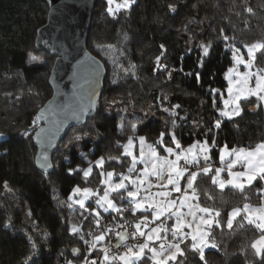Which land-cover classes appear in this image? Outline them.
<instances>
[{"label": "trees", "instance_id": "obj_1", "mask_svg": "<svg viewBox=\"0 0 264 264\" xmlns=\"http://www.w3.org/2000/svg\"><path fill=\"white\" fill-rule=\"evenodd\" d=\"M246 2L255 14L244 10L245 0H136L129 11L121 10L111 16L106 12V0H98L87 48L105 64L104 91L96 114L84 126L72 128L60 143L52 158L54 170L46 175L35 165L37 149L32 136L38 127L34 122L39 110L52 97L49 76L55 58L35 47L37 30L46 23L51 3L47 0H0V133H4L0 140V264H24L32 253H35V264H68V261L82 264L85 243L80 236L91 240L89 232L99 233L94 214L84 212L69 199L74 187H89L102 195V171L126 174L130 158L122 156V152L129 137L143 136L160 148L156 141L163 131L165 145L173 146L167 135L172 119L176 120L173 130L183 146L204 139V131L213 127L214 119L219 117L212 106L210 88L223 92V98L220 93L215 94L216 107L222 108L228 87L226 73L234 65L231 51L226 50L225 45L235 43L245 51L244 44L264 41V0ZM169 5H175L177 11L171 12ZM221 29L224 35L235 37V40L218 38ZM201 41H212L203 68L197 66L202 55L197 45ZM161 44L167 49L166 60L161 62L168 64L169 69L154 72ZM104 49L111 50L114 61L104 55ZM33 56L38 59L32 60ZM256 56V67L264 68V55L257 52ZM133 65L136 76L122 70ZM189 72L192 75H186ZM177 104L181 107L175 109L176 117L163 110H172ZM256 104L255 98L242 100L240 116L231 120L224 118L219 129L208 133L209 143L215 136L218 146L210 154L214 166L225 144L230 149L251 148L264 141L263 107H257L256 113L249 110ZM149 107L151 111L144 115ZM136 115L144 120L133 131L131 125ZM75 136L82 138L77 141ZM83 154H87L86 158ZM107 156L121 159H106L103 169L93 163L92 174L87 180L82 172L69 174V168H87L89 161ZM210 175L202 174L197 178L199 203L201 206L214 204L221 212L223 227L213 228L219 247L205 251L207 264H259L250 247L259 237V231L247 223L241 228L237 222L228 229L226 220L234 207L260 203L255 189L264 187V181L258 179L246 188L248 199L245 200L244 194L232 186L221 190L213 185ZM208 196L212 199H207ZM96 199L91 197L86 207L97 208ZM112 199L119 206L128 205V200H120L116 193L112 194ZM69 203L71 208L67 206ZM82 212L88 219L81 216ZM141 216L142 213L131 210L122 216L114 211H100L105 223L120 221L134 226ZM240 219L242 217L237 221ZM72 224L79 225L81 232L72 234ZM191 243L189 238L181 245L185 255L178 257L177 264L179 261L204 264L198 253L187 247ZM102 244L105 245V241ZM75 248L81 250L79 258L72 255ZM98 257H102L99 249L93 251L89 259ZM141 264H150V261L145 257Z\"/></svg>", "mask_w": 264, "mask_h": 264}, {"label": "snow or ice", "instance_id": "obj_2", "mask_svg": "<svg viewBox=\"0 0 264 264\" xmlns=\"http://www.w3.org/2000/svg\"><path fill=\"white\" fill-rule=\"evenodd\" d=\"M136 0H106L107 8L106 12L111 16H116L121 10L129 11ZM170 11L175 13L177 8L175 5L168 6ZM195 7V5H193ZM264 7V5H262ZM244 10L249 14H255L251 6H248L246 0ZM192 23V21H189ZM187 30V25L185 26ZM218 38H222L223 41H234L235 37H229L224 35L223 29H221V35ZM125 39L127 37L125 36ZM197 47L201 50L202 55L198 58L197 66L203 68L204 59L208 57L210 50L212 49V41L207 43L201 41ZM226 50H230L232 59L235 62L233 67H230L226 73V79L228 81L227 98L222 99L223 107H216L215 94L220 93L223 98V92L219 89H212L210 91L213 96V107L219 113V117L214 119L213 127L207 128L203 135V140H196L193 144L184 148L180 140L177 138L176 132L173 130L176 126V120L170 121V127L167 135L170 137V142L175 147L165 145V132H160L159 138L156 141L159 145H165L163 150L168 154L167 156H160L156 147L153 145H147V151H145L146 139L145 137H139V154L137 155L133 149L135 144L132 137L128 138L127 144L123 146L122 156L130 157V165L127 168V174L116 173L115 171H109L107 173L101 172V176L106 178L101 181L106 187L103 194L93 191L89 187L81 188L79 185L75 186L69 199L73 200L75 204L79 205L84 212L94 214V223L99 234L89 232L92 237L91 240L85 239L83 235L80 236L81 240H84L86 245H89L87 254L84 255L82 264H141L142 261H150V264H177L178 257L185 255V248H182V244H186V241L190 238L192 243L187 245L193 252L198 253L201 261L207 264L205 260L206 248H218L214 236L213 228H222L221 224V212L213 204L211 206H201L199 203V192L196 186L197 178L200 175H210V180L213 185L218 186L223 190L226 186L231 185L233 188L238 189L244 194V199L247 200L248 196L245 193L246 188H250L254 182L258 179L264 181V141L251 148H229L225 144L219 150V160L224 165L223 167H217L213 169L211 160L212 149L218 147L216 144L215 136L212 137L211 143H209L208 133H212L213 129H219L223 123V119L229 120L234 117L240 116L243 112L241 107V100H249L255 97L257 104L256 107L264 106V68L256 67L257 52L264 55V41H257L252 44H244L247 50L248 59L245 60L244 54L241 49L236 47L235 43H227L225 45ZM161 52L155 57V71L168 70L169 66L166 63H162V60H166L167 49L163 44L160 45ZM191 52V48L188 49ZM32 60H37L38 57H31ZM239 65H244L247 69L246 72L239 71ZM122 67V66H121ZM255 68V70H253ZM135 66H131L128 69H122L125 74L131 72L133 76H136L134 71ZM180 71H183L181 68ZM169 78L171 77V70L168 71ZM186 75H192L191 72ZM199 72L196 73V77L199 80ZM235 77V78H234ZM139 77H137L138 79ZM253 78L254 83H253ZM167 100V95L164 96ZM163 107V105H161ZM179 104L173 105L172 110L164 108L165 112H168L171 117L178 116L175 109L180 108ZM37 119H40L38 117ZM123 119L121 117V127H123ZM143 123V121H139ZM35 123V122H34ZM133 131L136 128V124L131 125ZM4 133H0L3 136ZM82 137L75 136V140H80ZM86 158L87 154H83ZM174 156L175 159L169 157ZM67 160L68 158L65 157ZM107 160H120L121 157L107 156L100 157L97 160L89 161L87 168H69V174L75 175L77 173L83 174L85 180L92 174L93 163L96 167L103 169L104 163ZM42 167H51L48 160V156L45 153L41 154ZM201 160L204 162V166L200 167ZM181 161L184 164L181 165ZM137 164H143V168L139 170V174L133 178L131 175L137 172ZM240 165L243 170L233 171V169ZM191 166V167H190ZM227 171L229 179H223L221 173ZM186 187L181 188L180 181L185 178ZM119 176L118 182H113V177ZM165 176L167 180L165 182ZM150 177L156 178V184ZM129 185L133 187L130 189ZM155 186L158 190L152 192L151 189ZM171 186V188H169ZM7 187V185H5ZM10 191V189H9ZM144 193L143 195L141 193ZM255 192L260 197V203L257 206H253L249 203H244L242 207H234L228 214L226 220V226L228 229L233 228L234 222H237L238 226L243 228L245 223L254 226L260 233L258 239H255L251 243L250 247L254 250V255L259 257V264H264V187L256 188ZM112 193H116L120 200H128L127 206H119L116 201L111 197ZM173 193H179V196L173 197ZM97 197L95 204L97 208L86 207L85 201L91 197ZM207 199H212L208 196ZM69 208L72 204L67 205ZM99 209H103L104 212L112 210L121 216L125 211L131 210L132 212L141 211V218L135 223V231L129 233L116 232V236L119 241L124 242L129 238L137 239V237L146 238L143 243H137L132 245L125 244L126 250L123 253H112L111 245H104L99 250L102 252V257L89 259L92 251L97 250L107 238L108 234L113 231L112 227H101V218ZM186 209V211H185ZM81 213V216L86 220L88 216ZM147 213V214H145ZM151 216V220L149 219ZM238 217H242L237 221ZM115 219V217L113 218ZM174 223L169 226L167 221L173 220ZM157 221L160 223L156 227H151L150 224H155ZM124 227V225H120ZM188 229V231H185ZM72 234L81 232V227L77 224L71 226ZM163 233V235H162ZM169 234L172 239L169 240ZM156 241L160 243L157 246H153ZM118 243L116 247H120ZM79 249H73V252L79 254ZM33 255L30 254L26 257L24 264H35ZM68 264H73L72 261H68ZM179 264H183V261H179Z\"/></svg>", "mask_w": 264, "mask_h": 264}, {"label": "water", "instance_id": "obj_3", "mask_svg": "<svg viewBox=\"0 0 264 264\" xmlns=\"http://www.w3.org/2000/svg\"><path fill=\"white\" fill-rule=\"evenodd\" d=\"M47 1L51 3L47 21L37 30L35 47L55 58L49 76L52 97L39 110L40 126L32 136L37 149L35 165L46 175L53 172L52 158L68 132L84 126L96 114L107 75L103 61L87 48L98 0ZM249 110L256 113L257 107ZM42 153L48 156L51 167L41 166ZM118 243H122L119 238ZM72 255L79 258L81 250L79 254L72 250Z\"/></svg>", "mask_w": 264, "mask_h": 264}, {"label": "rangeland", "instance_id": "obj_4", "mask_svg": "<svg viewBox=\"0 0 264 264\" xmlns=\"http://www.w3.org/2000/svg\"><path fill=\"white\" fill-rule=\"evenodd\" d=\"M117 2H119V0H117ZM241 52L244 54V58H245V60H247L248 59V56H247V50L245 49V51L244 50H242L241 49ZM103 53H104V55H106V57L107 58H109L110 60L112 59V61H114V55L112 54V52H111V50H103ZM116 60V59H115ZM234 64H235V62H234ZM234 66V65H233ZM232 66V67H233ZM120 68H121V66H119ZM253 70H255V68L253 69ZM239 71L240 72H246L247 71V69L245 68V66L244 65H239ZM235 78V77H234ZM254 79L255 78H253V83H254ZM228 82V81H227ZM227 98V95H226V97L224 98V99H226ZM252 98H255V97H252ZM251 99V98H250ZM242 101V100H241ZM241 103V102H240ZM263 107V110H264V106H262ZM151 110H150V107H149V109L144 113V115H146V114H148L149 112H150ZM144 119H143V117H141V116H135L134 117V120H133V124H136V127L138 126V125H141L142 123H140L139 121H143ZM139 137H141V136H136V137H132L133 138V141H134V144H135V148L133 149V151L138 155L139 154ZM2 139V136H0V140ZM146 139V138H145ZM128 141V140H127ZM127 144V142L125 143V145ZM147 145H153V144H150L148 141H147V139H146V145H145V151H147ZM182 145V144H181ZM154 146V145H153ZM164 146L165 145H160V148H158L157 146H154V147H156V149H157V151L159 152V154H160V156H162V157H164V156H167L168 154L167 153H165V154H161L160 152H165L164 150H163V148H164ZM183 146V145H182ZM171 147H175V145L173 144V146H171ZM184 148H187L188 146H183ZM163 150V151H162ZM130 158V157H129ZM170 159H175V157L174 156H172V157H169ZM130 161H131V158H130ZM184 161H181L180 163H181V165H182V163H183ZM143 168V164H137V174L134 176V175H132L133 176V178H135L138 174H139V170L140 169H142ZM114 171V170H113ZM103 172H105V173H107V172H109V171H103ZM135 173V172H134ZM126 174H127V172H126ZM106 177L105 176H102V180L103 179H105ZM150 179L153 181V184L155 185L156 184V178L155 177H150ZM186 179H187V174L185 175V178L184 179H182L181 181H180V184H181V188L182 189H184L185 187H186ZM118 180L119 179H116V176H114L113 177V182H118ZM166 180H167V176H165V182H166ZM104 185V184H103ZM106 186L104 185V188H105ZM133 186L132 185H129V188L131 189ZM169 188H171V186H169ZM158 189L155 187V186H153V188L151 189V191L152 192H156ZM113 194V193H112ZM142 195L144 194L143 192L141 193ZM175 194H179V193H175ZM110 198H112V195H111V197ZM98 210L99 211H102L103 213H108V212H104L103 211V209H99L98 208ZM112 210H109V212H111ZM185 211H186V209H185ZM174 222V219L173 220H168L167 221V223L169 224L170 222ZM155 225V224H154ZM154 227H156V226H154ZM142 239H143V241H142V243L145 241V239L146 238H143L142 237ZM104 245L102 244L101 246H99V248L100 247H103ZM154 246V245H153ZM210 248V247H209ZM209 248H206L204 251H206L207 249H209Z\"/></svg>", "mask_w": 264, "mask_h": 264}, {"label": "built area", "instance_id": "obj_5", "mask_svg": "<svg viewBox=\"0 0 264 264\" xmlns=\"http://www.w3.org/2000/svg\"><path fill=\"white\" fill-rule=\"evenodd\" d=\"M34 125L35 126H38V127L40 126V122L38 121V119L35 121ZM209 162L212 163V165L214 166L212 159ZM201 164H202V166L200 165V167H203L204 166L203 160H201ZM101 225L102 226H108V227H112L113 228V231L108 234V236H107V238L105 240V245H111V251H112V253H123L126 250V248L124 246L125 244L132 245V244L139 243V237H137V239H135V240L129 238L127 241L122 242L120 244L121 245L120 247H116V245H117V239H118V237L116 236V232H124V231H127V232L131 233V232L135 231L134 226L131 225L128 222L115 221V222L105 223L104 221L101 220ZM120 225H124V227H120ZM88 248H89V245L84 244V254L85 255L87 254ZM92 253H93V251L91 252V254ZM98 264H99V260H98Z\"/></svg>", "mask_w": 264, "mask_h": 264}, {"label": "crops", "instance_id": "obj_6", "mask_svg": "<svg viewBox=\"0 0 264 264\" xmlns=\"http://www.w3.org/2000/svg\"><path fill=\"white\" fill-rule=\"evenodd\" d=\"M184 163V162H183ZM182 163V164H183ZM224 165L220 162V160H218V164L216 165V166H214L213 167V169H215V168H217V167H223ZM241 170H243L242 168H241V166L240 165H237L234 169H233V171H241ZM221 176H222V178L223 179H229V177H228V174H227V171H225V172H223V173H221ZM228 186H231V185H228ZM228 186H226V187H228ZM180 194H175V193H173V197H176V196H179ZM89 201V199L87 200V201H85V204H87V202ZM136 213H141V211H135ZM145 214H147V213H145ZM149 219L151 220V216H149ZM160 222L159 221H157L156 223H155V225L154 224H150V228L151 227H154V226H157V224H159ZM174 222L172 221V222H170L168 225L169 226H171L172 224H173ZM185 231H188V229H185ZM162 235H163V233H162ZM171 235L169 234V240H171V237H170ZM142 241H143V239H142V237H139V243H142ZM160 242L159 241H156L155 242V244H154V246H157L158 247V244H159ZM101 246V245H100ZM97 249H99V246H98V248Z\"/></svg>", "mask_w": 264, "mask_h": 264}]
</instances>
